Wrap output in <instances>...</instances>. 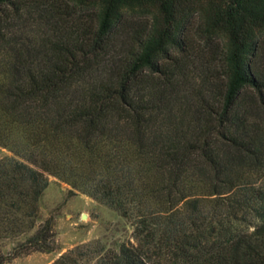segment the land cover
I'll return each instance as SVG.
<instances>
[{"label":"trees","instance_id":"1","mask_svg":"<svg viewBox=\"0 0 264 264\" xmlns=\"http://www.w3.org/2000/svg\"><path fill=\"white\" fill-rule=\"evenodd\" d=\"M0 146L1 236L49 176L131 221L53 264H264V0H0Z\"/></svg>","mask_w":264,"mask_h":264},{"label":"rangeland","instance_id":"2","mask_svg":"<svg viewBox=\"0 0 264 264\" xmlns=\"http://www.w3.org/2000/svg\"><path fill=\"white\" fill-rule=\"evenodd\" d=\"M12 156L10 150L0 146V159ZM49 181L40 199L35 227L18 236L5 238L0 235V251L6 254L21 251L20 246L51 218L56 249L49 253H23L8 264H53L63 254L86 244L100 243L106 249L118 250L123 243H134L130 220L54 176H49Z\"/></svg>","mask_w":264,"mask_h":264}]
</instances>
